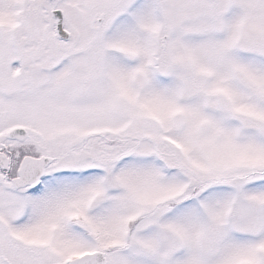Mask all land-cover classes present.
<instances>
[{"label":"snow or ice","instance_id":"obj_1","mask_svg":"<svg viewBox=\"0 0 264 264\" xmlns=\"http://www.w3.org/2000/svg\"><path fill=\"white\" fill-rule=\"evenodd\" d=\"M0 264H264V0H0Z\"/></svg>","mask_w":264,"mask_h":264}]
</instances>
